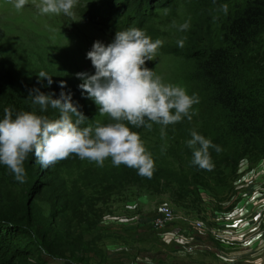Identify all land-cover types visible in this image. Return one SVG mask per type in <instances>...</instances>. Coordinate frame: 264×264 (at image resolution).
<instances>
[{"label": "trees", "instance_id": "16d2710c", "mask_svg": "<svg viewBox=\"0 0 264 264\" xmlns=\"http://www.w3.org/2000/svg\"><path fill=\"white\" fill-rule=\"evenodd\" d=\"M112 24L116 30L124 25L122 21ZM263 32L264 0H244L221 18L218 43L196 48L191 53L189 79L199 98V103L192 107L196 112L190 110L192 119L184 117L167 126L154 123L151 130L127 125L140 134L152 154L155 170L151 178L123 164L113 166L111 158L100 167L70 154L44 169L30 155L24 163L25 182L20 183L0 164V264H11L9 259L18 253L20 244L15 243L18 232L34 235L49 251L59 252L61 244L50 241L56 236L60 240L59 232L68 225L65 216L69 210L72 222L71 232L64 231L66 243L77 229L81 236V223L88 222L91 214L96 212L100 216L111 203L124 202L140 193L151 196L169 193V199L177 207L198 214L204 201L198 187L215 192L234 178L241 158L256 160L264 154ZM12 72L0 59V119L5 109H10L13 117L24 111H35L49 119L59 117V111L51 106L40 112L30 97L35 94L23 89ZM60 93L53 89L45 92L53 99H58ZM78 105V111L86 118L81 127L91 124L86 101ZM113 122L106 119L100 124ZM146 122L150 121L146 118ZM192 131L221 149L219 152L209 149L214 165L211 170L192 162L193 149L187 144ZM72 168L78 169L79 180L65 177ZM68 191H78V198L65 205ZM38 192H48V199L42 200L46 206L36 201ZM54 210L58 212L57 219L53 217Z\"/></svg>", "mask_w": 264, "mask_h": 264}, {"label": "rangeland", "instance_id": "374dc122", "mask_svg": "<svg viewBox=\"0 0 264 264\" xmlns=\"http://www.w3.org/2000/svg\"><path fill=\"white\" fill-rule=\"evenodd\" d=\"M243 1L78 0L75 14L66 16L63 13L41 14L37 8L41 0H28L20 10L14 7L15 0H0V59L13 71L23 89L31 92L39 89L43 93L50 89L66 94L70 92L76 107L80 108L78 104L86 101L89 122L101 123L111 118L99 113L95 102L79 88L83 81L76 76L77 73L95 74L87 53L96 41L107 46L114 41L117 31L133 27L143 30L153 40L161 39L163 46L145 66L153 69L164 82L180 85L193 95L189 79L192 51L217 44L220 20L225 14L222 6L227 5L230 11ZM120 21L124 25L116 30L112 23ZM184 23L189 27L181 31L180 25ZM261 38L264 41V32ZM181 40L182 47L178 44ZM40 72L51 77L50 86L47 79L39 78ZM61 82L65 84L63 89ZM243 158L249 166L255 164L251 163L252 158ZM236 172L237 167L234 178L222 187L231 193L237 191L234 189ZM65 177L79 180L78 169L72 168L69 176ZM77 193L68 191L65 205L74 202L78 198ZM141 195L145 196L143 200L139 199ZM35 197L39 204L46 206L42 200L48 199V192H38ZM233 199L229 197L228 201ZM161 203L170 204L176 214L164 226L156 227L151 216ZM57 213L54 210L55 219L59 218ZM191 213L173 204L169 193L154 196L140 193L124 202L111 203L100 216L96 212L91 214L88 222L81 223V239L77 229L66 243L64 231L71 232L72 222L69 210L65 216L68 225L59 232L60 240L56 236L50 241L54 245L61 244L59 252L49 251L34 235L18 232L15 243L20 244L19 250L9 261L11 264H177L174 257L179 254L175 253L177 249L174 250L173 233L179 226H188L191 218L197 215ZM32 239L35 242H31ZM189 252L182 248L180 254L189 258Z\"/></svg>", "mask_w": 264, "mask_h": 264}, {"label": "clouds", "instance_id": "9594fccd", "mask_svg": "<svg viewBox=\"0 0 264 264\" xmlns=\"http://www.w3.org/2000/svg\"><path fill=\"white\" fill-rule=\"evenodd\" d=\"M27 3L28 0H15L14 7L20 10ZM77 3L78 0H41L37 8L41 14L73 16ZM222 8L227 13L228 6ZM188 27V23H184L180 30ZM178 44L182 47L183 40ZM162 46L161 39L153 40L134 27L117 31L114 41L107 46L96 41L87 53L95 74L77 73L76 76L83 81L79 88L95 102L99 113L108 115L114 122L81 127L86 118L72 102L70 92L61 91L60 97L53 99L51 94L33 89L35 95L30 94V97L40 112H46L51 106L59 111V117L49 119L35 111L19 112L13 117L12 111L5 109L0 119V164L5 165L20 183L25 182L24 163L30 155L44 169L70 154L100 167L111 158L113 166L123 164L136 169L139 175L151 178L155 170L152 154L140 134L127 125L151 130L154 123L167 126L184 117L191 120L190 110L199 103L198 96L189 95L180 85L164 82L153 69L145 66ZM38 76L47 79L49 86L52 84L51 77L45 72ZM60 87L63 89L65 84L61 82ZM146 118L150 122H146ZM161 134L164 135L163 128ZM191 136L187 144L193 149L192 162L211 170L214 165L209 149L219 152L220 147L196 131H192Z\"/></svg>", "mask_w": 264, "mask_h": 264}, {"label": "crops", "instance_id": "0c3cea01", "mask_svg": "<svg viewBox=\"0 0 264 264\" xmlns=\"http://www.w3.org/2000/svg\"><path fill=\"white\" fill-rule=\"evenodd\" d=\"M214 191L206 197L202 195V209L196 217L200 216L203 227H194L189 221L188 226L174 231L177 264H264V188L256 192L237 189L231 193L223 188ZM229 197H234L232 202ZM188 244L194 246L190 256L182 257V248Z\"/></svg>", "mask_w": 264, "mask_h": 264}, {"label": "built area", "instance_id": "2783aa9c", "mask_svg": "<svg viewBox=\"0 0 264 264\" xmlns=\"http://www.w3.org/2000/svg\"><path fill=\"white\" fill-rule=\"evenodd\" d=\"M261 159L255 160L253 166H249L244 158L240 159L237 164V177L234 180V189L243 190L247 192L248 190H254L255 192L261 188H264V155L260 157ZM241 164V162H243ZM257 161V162H256ZM241 164V166H240ZM248 168V169H246ZM246 169V170H245ZM198 190L203 196H207V193H211L210 190L202 186L198 187ZM263 191V190H262ZM260 191V192H262ZM145 198L144 195L139 196L140 200ZM175 210L168 203H161L151 216V222L156 227H162L166 223L170 222L175 216ZM257 216L259 213L256 214ZM191 223L194 227L202 228L204 222L201 218L194 217L191 219ZM192 244H188L185 248L189 251L193 249Z\"/></svg>", "mask_w": 264, "mask_h": 264}]
</instances>
